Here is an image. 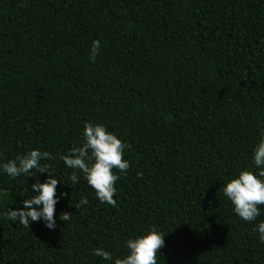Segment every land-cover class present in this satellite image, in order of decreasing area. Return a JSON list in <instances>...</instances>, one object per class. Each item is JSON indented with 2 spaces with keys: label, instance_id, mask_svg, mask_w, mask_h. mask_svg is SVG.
<instances>
[{
  "label": "trees",
  "instance_id": "obj_1",
  "mask_svg": "<svg viewBox=\"0 0 264 264\" xmlns=\"http://www.w3.org/2000/svg\"><path fill=\"white\" fill-rule=\"evenodd\" d=\"M85 121L127 145L117 207L78 170L73 184L59 159L82 143ZM261 128L264 0H0V154L52 153L42 163L67 194L53 230L0 216V264H111L92 249L123 256L153 226L165 234L157 264H264L254 231L264 206L245 222L222 190L255 171ZM23 186L0 174V213L23 206Z\"/></svg>",
  "mask_w": 264,
  "mask_h": 264
},
{
  "label": "clouds",
  "instance_id": "obj_2",
  "mask_svg": "<svg viewBox=\"0 0 264 264\" xmlns=\"http://www.w3.org/2000/svg\"><path fill=\"white\" fill-rule=\"evenodd\" d=\"M100 41L94 39L89 50L90 61H95L100 51ZM127 145L113 132L107 130L103 123H83L82 143L60 155L66 168L72 169L69 179L73 184L79 182L77 170L82 173L87 184L94 190L95 196L101 203L117 207L113 198L116 193L115 183L120 178L118 173L126 174L130 167L129 161L123 159ZM56 156L48 151L33 148L15 158L4 160L0 154V174H7L15 179L24 178L21 188L24 198L22 207L0 213L4 219L18 222L28 228L30 223L40 222L49 230L56 227L54 216L56 205L67 194L63 191L57 194V184L61 183L53 174L52 166L42 161H55ZM251 160L255 171L240 169L233 178L223 185V194L232 204L233 212L245 222L256 221L261 215V206H264V128L259 129V136L252 148ZM37 173H47L46 179L41 182L34 180L30 185H25L26 177H36ZM137 176L142 172L137 171ZM31 189V192L29 191ZM87 199L81 197L75 205L79 209L86 205ZM72 213L63 212V222L70 220ZM258 239L264 243V220L254 225ZM164 233L154 226L142 235L124 241L126 254L113 256L112 252L102 247L92 249L91 254L109 261L111 264H157L158 250L164 245Z\"/></svg>",
  "mask_w": 264,
  "mask_h": 264
}]
</instances>
